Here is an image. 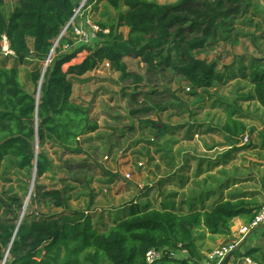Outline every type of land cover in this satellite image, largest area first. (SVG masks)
I'll list each match as a JSON object with an SVG mask.
<instances>
[{"label":"trees","instance_id":"1","mask_svg":"<svg viewBox=\"0 0 264 264\" xmlns=\"http://www.w3.org/2000/svg\"><path fill=\"white\" fill-rule=\"evenodd\" d=\"M99 1L113 15L96 23L100 29L97 41L85 46L76 42L73 26L68 25L76 8L75 0H17L7 16L2 12L4 0H0V46L5 35L14 53L1 61L16 59L17 65L34 62V85H38L42 65L57 42L42 77L38 103L36 93L27 92L20 83L18 67L8 68L0 63V171L7 165L30 178L35 169L39 179L53 165L45 146L62 154L84 153L81 139L96 132L98 125L89 109L72 99V78L93 72L104 63H108L111 72L120 74L121 81L130 79L138 85L143 77L128 72L125 62L126 57L138 58L147 74L160 76L167 70L176 74L192 87L194 91L189 95L193 97L197 90L205 94L229 78L226 69L220 71L216 63H208L195 54L216 43L219 27L229 24L230 15H236L241 7L247 11L243 0H175L163 5L150 0ZM94 2L87 0L86 9ZM78 23L79 20L74 21V25ZM121 28L128 30L126 37ZM257 50L259 58H246L250 65L240 69L246 74L239 78L250 87L245 100L257 103L264 112V61L260 60L264 52ZM83 52L84 58L70 65ZM145 95L148 99L150 94ZM157 108L155 103L154 107L132 111V115ZM231 108L218 131L234 145H240L247 132L251 135L254 129L248 130L239 119L238 110ZM153 128L157 136L166 135L167 129L156 124ZM258 135L260 146L264 147V132ZM242 147L251 149L255 145L250 142ZM27 187H22L25 195ZM34 187L31 200L38 198L59 211L49 215L32 211L17 227L16 212L22 207L21 199L13 196L8 204L0 201V264L8 248L4 264H146V254L152 249L162 253L156 264H202L194 229L201 226L209 235L228 236L234 219L245 224L254 219L262 195L258 191L235 190L209 207L192 205L187 211L168 205H139L133 200L110 224L102 225L96 223L94 214L69 209L63 189L43 191L35 184ZM176 251H184L186 259L177 260L173 256ZM237 252L232 251L221 264H227ZM254 254L259 256L253 257ZM243 257L256 264L264 263L259 249H252Z\"/></svg>","mask_w":264,"mask_h":264},{"label":"rangeland","instance_id":"2","mask_svg":"<svg viewBox=\"0 0 264 264\" xmlns=\"http://www.w3.org/2000/svg\"><path fill=\"white\" fill-rule=\"evenodd\" d=\"M150 1L163 5L173 4L175 0ZM243 1L248 6L247 11L243 12L241 7L236 15H230L229 24L219 27L216 43L195 54L208 63H216V68L226 66L224 70L229 71V78H226L225 83L207 90L205 94L202 90H197L196 97H193L189 95L194 91L192 87L182 82L176 74L169 70L160 76L147 74L144 64L134 57H126L125 62L128 72L143 77L144 81L138 85L130 79L121 81L120 74L111 72L104 65L81 77H73L72 99L89 109L90 117L97 121L98 130L81 139L84 153L80 155L62 154L49 145L45 146L53 163L52 169L39 179L35 177L32 187L33 172L29 178L3 165L0 171V201L8 204L13 196L21 199L22 207L16 212L18 220L25 204L23 217L35 210L45 215L58 212L59 210L40 202L38 198L30 199L31 195L34 197L32 193L35 192V184L43 191L63 189L71 210H95L96 216L114 212L112 216L116 218L122 207L133 202L139 194L148 193L150 184L154 189L151 197L158 196L163 201L170 197L168 189L173 190L176 185V192L186 187L182 193L183 199H189L194 195L193 192L201 191L197 196L191 197V200L199 204L210 200V206L215 199L220 198L229 183L231 191H253L260 188L256 181L261 179V200L264 203V169L260 170L258 164L256 168L255 162H252V159L256 162H264V159L253 149L246 151L233 145L232 148L228 147L232 142H228L218 131L226 119V111L233 110L231 107L239 110V116L242 112L248 116L247 120L251 117L247 124L256 123L257 133L264 130L258 125L260 118L255 104L240 98L248 95L250 87L239 78L240 69L245 67V62L241 60L248 56L259 58L260 54L256 49L264 51V0ZM75 2V11L82 5L84 22L89 19L91 24H96L113 15L112 10L99 0H95L93 6L87 9V0ZM16 5L17 0H4L3 14L7 16ZM120 31L124 37L127 36L126 28H121ZM247 32H251L252 38L245 34ZM96 41H91L90 45L93 46ZM76 42L79 43L77 40ZM29 44L31 45V40ZM85 55V52L80 53L70 65L79 63ZM1 60L2 57L0 63L8 68L16 65L23 88L31 94H37L38 85L31 82V72L36 67L34 62L26 61L17 65L16 59L4 62ZM241 72L246 74L244 70ZM233 76L237 79H233ZM146 93L150 94L148 99ZM133 98L135 101H132ZM155 103L159 108L149 110L147 114L132 115V111L146 106L154 107ZM161 109L166 110L160 111ZM155 124L167 129L166 135L157 136L153 130ZM249 135L247 144L253 142L256 145L258 140L255 139V133ZM230 151L236 153L227 160V153ZM241 152L242 155L245 154V159L242 155L241 158L238 157ZM224 156L226 168L221 169L218 176L210 177L214 174L210 171V167L215 168L213 162ZM262 166L264 167L263 164ZM179 172L182 175L174 178ZM255 173L259 176H249ZM126 174H131L128 180L125 178ZM149 175L153 176L152 180ZM160 175L165 178L154 181ZM26 186L25 195L22 187L25 189ZM191 200L189 206L192 204ZM152 201L157 205L158 200ZM1 213H4L3 208ZM193 234L201 236L199 230ZM159 254L162 256L160 251Z\"/></svg>","mask_w":264,"mask_h":264},{"label":"crops","instance_id":"3","mask_svg":"<svg viewBox=\"0 0 264 264\" xmlns=\"http://www.w3.org/2000/svg\"><path fill=\"white\" fill-rule=\"evenodd\" d=\"M263 16H264V14H263ZM256 24H258V23H256ZM264 30V29H263ZM264 32V31H263ZM246 35H248V36H250V38H252V34H251V32H247V33H245ZM261 45V44H260ZM259 46V45H258ZM255 49H256V46H255ZM264 52V51H263ZM264 54V53H263ZM249 57V56H248ZM248 57H246V58H248ZM241 61H244L245 62V67L244 68H248L249 67V63L246 61V59H242ZM240 61V62H241ZM240 62H239V64H240ZM224 67H226V66H222V68H219V67H217V69L218 70H221V71H224ZM231 69V68H230ZM228 73H229V71H228ZM239 74L240 75H242L243 73L241 72V71H239ZM228 76V75H227ZM249 90H250V88H248ZM247 96V95H246ZM245 96V97H246ZM245 97L244 96H241L240 98L241 99H244L245 100ZM245 101H247V102H250V101H248V100H245ZM252 103H254L255 104V106H256V108L258 109V116H259V118H260V121L259 120H257V121H259V123L260 124H258L259 126H260V128L261 129H264V112L262 111V109L258 106V104L257 103H255V102H252ZM238 110V109H237ZM241 111V110H240ZM238 112H239V110H238ZM239 116V115H238ZM240 118V120L246 125V127L248 128V130H251V129H254V132H253V134L255 133V139H257L258 141H257V144L255 145V147L254 148H251V149H253L252 151H258V153H257V155L260 157V158H262V159H264V147H261V146H259V144H260V140L261 139H259L260 137H259V135H258V133L256 132V130H257V124L256 123H250V124H247L248 123V121L251 119V117H250V119L249 120H247V118H248V116L246 115H244L242 112H241V116H239ZM262 122V123H261ZM264 131V130H263ZM209 132V131H208ZM248 134H249V132H247V134H246V136H248ZM252 135V134H251ZM250 136V135H249ZM224 138H226V140L229 142L230 140H228L227 139V137H224ZM235 146V148H243L242 146L244 145L243 143H242V140H241V144L240 145H234V144H232L231 143V145L230 146H228V147H231V146ZM232 148V147H231ZM231 148H229V149H231ZM246 151H248V149H245ZM242 151V150H241ZM234 153H236V151H230L229 153H227V160H229V159H231V157H233L234 155H232V154H234ZM242 153L243 152H241L239 155H238V157L239 158H241V155H242ZM242 157L245 159L246 158V156H245V154L244 155H242ZM223 159H225V156L224 157H222V158H220V159H216V161H214L213 162V165L215 166V168L212 166V167H210V171H211V173H214V174H212V175H210V177L211 176H214V175H217V173H219V171L221 170V169H223V168H226V164L225 163H227L226 162V159L223 161ZM252 162H255V166H256V168H257V164L259 165V169L260 170H263L264 169V167L262 166V164L264 165V162H256L254 159H252ZM197 169V168H196ZM195 169V170H196ZM201 169V168H200ZM216 169H218V171H216ZM179 170V169H178ZM216 171V172H215ZM221 172V171H220ZM224 174V172L221 174V175H223ZM182 175V172H179L174 178H179L180 176ZM219 175V174H218ZM217 175V176H218ZM151 178H150V180H152L153 179V176L152 175H149ZM254 177H258L259 175H256V173L253 175ZM165 178V176H162V175H160V176H158V177H156L155 178V180L154 181H158L159 179H164ZM175 182V181H174ZM256 182H258V186L260 185V188H261V184H262V180L261 179H259L258 181H256ZM224 183V182H223ZM225 185V184H224ZM229 186L228 187H225L224 188V190L222 191V193L220 194L221 196L220 197H223V198H227L228 197V195H230V194H233V192H235V190H232L231 191V184L229 183L228 184ZM150 187V190H149V192L148 193H141L142 195H147L146 196V198H141L140 200L136 197L135 199H134V201L136 202V203H138L139 205H145V204H149V205H151V206H153V207H155V208H161V206H163V205H168V206H173V207H175L176 209H179V208H182V209H184V210H188L189 209V207H191L192 205H194V206H196V207H202V206H205V207H209V201L210 200H206L205 202H203V203H198L197 201H193V200H191V197H194V196H197L198 195V193L200 192L201 193V191H199L198 193H196V192H193V194L194 195H192V196H190L189 197V199L186 197V198H182L183 196H182V193L185 191V189H186V187L184 188V187H182L181 189H180V192H176V185H175V188H173V190H170V189H168L169 190V194H168V196H170V197H168V198H166V199H164L163 201H162V198H158V196H152L151 197V195H152V193H153V191H154V189H152V187H153V185L152 184H150L149 185ZM159 187H160V185H158ZM233 186H236V185H233ZM259 187H257L256 189H253V191H258V192H260L261 194H262V192H261V189H260ZM240 190V189H239ZM251 189H245L244 191H250ZM251 192V191H250ZM141 194H139V196H141ZM202 197V196H201ZM203 198V197H202ZM201 198V201H204L203 199ZM211 199V198H210ZM262 195H260V197H259V201H260V203H262ZM152 200H158L157 201V205L156 204H154L153 203V201ZM189 200H191L192 201V204L189 206ZM216 200H218V199H215L214 201H216ZM263 204V203H262ZM129 205V204H128ZM128 205L127 206H125V207H122L121 208V210L123 209V210H125V209H127V207H128ZM211 206V205H210ZM72 210H76V209H72ZM85 213H90V214H97L96 213V211L94 210V211H90V212H87V211H84ZM100 212V211H99ZM112 213H114V212H112ZM112 213H110V214H104V215H95L96 217H95V220H96V223H101L102 225H105V224H110L115 218H113V216H112ZM117 216V215H116ZM243 225H245V223L242 221V220H240V219H234L233 220V226H232V228H231V233H230V235H228V236H222V235H209L208 233H206V231L203 229V227H197V228H195L194 229V231L193 232H195V231H197V230H199V232H200V234H201V236L200 237H198L196 234H193L194 235V238H195V244H196V246L199 248V250H200V253H201V256H202V264H213V261H210L209 260V254L214 250V249H216V248H218L219 246H221V245H225V244H228V243H233L234 241H237L238 240V237H237V235H236V231H237V229H239L241 226H243ZM252 249H259V250H261V253L264 255V229H260V230H257V231H254L246 240H245V243L241 246V248H239L238 249V252H237V254L236 255H231L230 257H229V259H228V262H227V264H248L247 263V261H246V259H249V258H246V257H243V255L245 254V253H247L248 251H250V250H252ZM173 256L177 259V260H183V259H186V257H187V254L184 252V251H176V252H174L173 253ZM259 255H257V254H254L253 255V257H258ZM250 260V259H249ZM251 261V260H250ZM252 262V261H251ZM253 263H255L256 264V262H254L253 261ZM159 264H173V263H159ZM215 264V263H214ZM264 264V263H263Z\"/></svg>","mask_w":264,"mask_h":264},{"label":"built area","instance_id":"4","mask_svg":"<svg viewBox=\"0 0 264 264\" xmlns=\"http://www.w3.org/2000/svg\"><path fill=\"white\" fill-rule=\"evenodd\" d=\"M82 5L78 7L76 11H74V15L70 20L68 25L73 26V33L75 39L82 45L90 46L91 41H96V34L100 31L97 24H91L89 19L85 22L82 20ZM79 20L78 25H74V21ZM65 33L63 30L62 35ZM14 53L11 51L9 47V42L5 35H2L1 46H0V57H13ZM105 67H109L108 63L103 64ZM248 142V136H244L242 138V143L246 144ZM141 166V164H138ZM131 177V174H126L125 178L128 180ZM264 224V203L260 206L258 211L256 212L254 219L249 223L241 226L236 231V235L238 237L237 241L233 243H228L225 245H221L218 248L214 249L209 254V260L213 261L215 264H221L227 256L235 250L237 244L244 238L246 234L253 231L259 225ZM161 258V255L158 251L152 249L146 254V264H156ZM248 264H255L251 262L249 259H246Z\"/></svg>","mask_w":264,"mask_h":264},{"label":"water","instance_id":"5","mask_svg":"<svg viewBox=\"0 0 264 264\" xmlns=\"http://www.w3.org/2000/svg\"><path fill=\"white\" fill-rule=\"evenodd\" d=\"M67 28V27H66ZM66 28L64 29V30H66ZM57 44V42L55 43V45ZM53 51H54V47L52 48V50H51V52H50V54L48 55V58H47V60H46V62H45V64H44V67L42 68V73H41V77H40V80H39V83H38V88H37V96H36V102L38 103V99H39V91H40V86H41V82H42V77H43V74H44V72H45V69H46V66H47V64H48V62H49V59H50V57H51V55H52V53H53ZM260 60H262V61H264V54H262V57L260 58ZM36 103V104H37ZM35 152H36V154H37V152H38V139L36 140V143H35ZM35 177H36V171H35V169H34V171H33V175H32V181H31V187H32V185H33V183H34V181H35ZM25 208H26V204H25V206L23 207V209H22V213H21V216H20V218H19V220H18V223H17V227H18V225L20 224V222L22 221V218H23V215H24V211H25ZM260 229H264V224H261V225H259L258 227H256L253 231H251V232H249L248 234H246L245 236H244V238L237 244V246L235 247V250H238L239 248H241V246L245 243V240L254 232V231H257V230H260ZM17 230V229H16ZM16 230L14 231V234L16 233ZM12 239H13V237H12ZM11 244V243H10ZM9 247H10V245H9ZM8 252H9V248L7 249V251H6V253H5V256H4V259H3V261H2V264H4V262H5V259H6V257L8 256Z\"/></svg>","mask_w":264,"mask_h":264}]
</instances>
